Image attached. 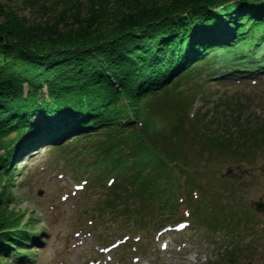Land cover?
<instances>
[{"label": "trees", "instance_id": "1", "mask_svg": "<svg viewBox=\"0 0 264 264\" xmlns=\"http://www.w3.org/2000/svg\"><path fill=\"white\" fill-rule=\"evenodd\" d=\"M26 2L59 9L31 25L0 4V264L31 259L28 245L40 236L25 212L9 206L18 157L102 136L79 152L93 154L94 173L119 177L96 217L103 224L127 217L139 227L160 208L173 211L181 176L192 178L195 168L179 149L183 135L193 132L208 159L226 144L243 157L264 144L263 121L244 119L239 101H223L231 115L218 136L200 126L205 115L191 117L204 88L222 81L215 76L256 68L264 0Z\"/></svg>", "mask_w": 264, "mask_h": 264}, {"label": "rangeland", "instance_id": "2", "mask_svg": "<svg viewBox=\"0 0 264 264\" xmlns=\"http://www.w3.org/2000/svg\"><path fill=\"white\" fill-rule=\"evenodd\" d=\"M0 4L16 10L31 25L45 23L49 18L47 13L57 14L59 9L56 5L54 11L44 10L41 5L34 2L31 6L26 0H0ZM257 71L235 70L227 79L212 81L204 88L193 111L205 115L206 123L200 126L205 127L206 134L218 136L226 130L231 111L223 103L225 100L244 105V119L253 122L260 119L264 123V69ZM218 102L223 105L217 107ZM36 120L34 117L32 122ZM162 126L171 128L166 122ZM231 130L236 132L233 127ZM192 133L183 135L179 149L185 160L199 169L206 163L204 143L198 140L196 143ZM102 138L74 140L77 145L74 150L69 145L63 147L66 142L45 145L38 153L14 160L12 181L6 187L9 206L25 212L28 223L35 225L34 233L40 234L38 241L28 245L29 250L37 249V253L25 264H264V214L258 216L255 208V201H264L263 143L256 147L259 149L253 147V154L247 157L232 152L230 144L213 151L206 167L196 173L200 179L198 185L205 189L204 197H189L194 206L198 199V206L204 201L202 215L195 219L192 215L181 216L179 220L188 219L191 224L183 231L159 235L156 230L160 227L177 222L180 210L185 211L181 206L174 217L161 209L152 221L150 218L146 231L136 232L127 217L115 221L109 218L104 224L90 223L97 204L108 195L109 185L103 184L109 175L94 174L91 167L82 168L84 164L78 166L75 162L76 156H82L81 149L90 143L94 144H90L92 147L98 146ZM74 173H78L77 179L88 176L93 188L74 193V185L80 182L70 178ZM193 186L191 182L183 184L184 190L178 191L173 200L186 197L187 190L198 187ZM125 233L143 234V237L133 243L134 248L121 246L106 251L105 246Z\"/></svg>", "mask_w": 264, "mask_h": 264}, {"label": "water", "instance_id": "3", "mask_svg": "<svg viewBox=\"0 0 264 264\" xmlns=\"http://www.w3.org/2000/svg\"><path fill=\"white\" fill-rule=\"evenodd\" d=\"M255 205L257 210H264V201L262 200L256 201Z\"/></svg>", "mask_w": 264, "mask_h": 264}]
</instances>
